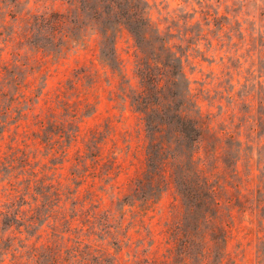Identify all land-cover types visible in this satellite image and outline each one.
I'll list each match as a JSON object with an SVG mask.
<instances>
[{"label": "rangeland", "instance_id": "374dc122", "mask_svg": "<svg viewBox=\"0 0 264 264\" xmlns=\"http://www.w3.org/2000/svg\"><path fill=\"white\" fill-rule=\"evenodd\" d=\"M0 264H264V0H0Z\"/></svg>", "mask_w": 264, "mask_h": 264}]
</instances>
